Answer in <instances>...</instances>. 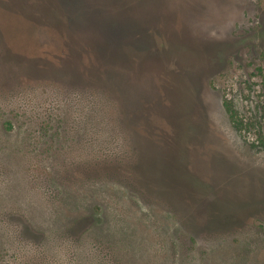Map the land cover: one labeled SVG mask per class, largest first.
<instances>
[{"label":"rangeland","instance_id":"rangeland-1","mask_svg":"<svg viewBox=\"0 0 264 264\" xmlns=\"http://www.w3.org/2000/svg\"><path fill=\"white\" fill-rule=\"evenodd\" d=\"M0 264H264V0H0Z\"/></svg>","mask_w":264,"mask_h":264}]
</instances>
